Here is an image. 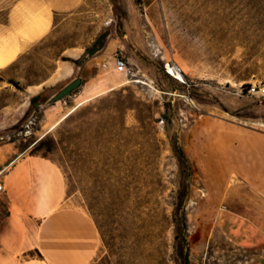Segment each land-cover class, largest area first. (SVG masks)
I'll use <instances>...</instances> for the list:
<instances>
[{"label": "rangeland", "instance_id": "rangeland-1", "mask_svg": "<svg viewBox=\"0 0 264 264\" xmlns=\"http://www.w3.org/2000/svg\"><path fill=\"white\" fill-rule=\"evenodd\" d=\"M103 31L104 49L76 68ZM74 76L80 85L49 102ZM254 83L264 86V0H85L0 68V144L75 136L60 170L69 202L98 226L100 262L183 264L188 251V264H258L256 248L212 226L223 207L259 203L239 148L242 132L264 134V96L242 90Z\"/></svg>", "mask_w": 264, "mask_h": 264}, {"label": "crops", "instance_id": "crops-1", "mask_svg": "<svg viewBox=\"0 0 264 264\" xmlns=\"http://www.w3.org/2000/svg\"><path fill=\"white\" fill-rule=\"evenodd\" d=\"M85 0H0V68L46 36L58 13ZM240 160L257 205L240 211L223 207L212 226L237 246L256 248L264 264V134L244 131ZM31 143L0 144V264H105L97 260L101 236L82 207L69 202L65 179L55 162L28 152Z\"/></svg>", "mask_w": 264, "mask_h": 264}, {"label": "trees", "instance_id": "trees-1", "mask_svg": "<svg viewBox=\"0 0 264 264\" xmlns=\"http://www.w3.org/2000/svg\"><path fill=\"white\" fill-rule=\"evenodd\" d=\"M107 36H108V31H103L99 33L94 38L92 43L84 48V51L81 53V55L73 60V63L75 64L76 68H81L89 58H91L92 56H94L95 54L99 53L101 50L104 49L107 42ZM167 76L169 77V75ZM8 82H11L17 86L16 81H13L12 79H8ZM243 91H245V89H243ZM45 101L46 98L44 97L43 90L36 93L35 95H32L29 98V105L24 115L17 122L12 124L10 128L13 129L16 128L17 125L21 123V121L25 118V116H27L30 113L32 109L44 103ZM125 109H127V107H125ZM74 137H75L74 135L68 134L65 137L66 139H60V138L56 139L51 134H44L43 136H41L31 144L29 153L48 158L53 162H55L59 168H64V169L70 168L71 165L69 163V160H70L71 151L68 150L67 147L70 144V139ZM64 142H68V145L65 146L62 145ZM175 150L178 152L182 160H184V162L189 165L188 159L183 149L181 148V146L177 145V143L175 146ZM52 155H57V156L53 158ZM64 173H66V170H64ZM180 219L182 221V224L184 225L185 224L184 215H182ZM182 242L184 243V245H186L187 243V240L184 236L182 237ZM183 264H188V251L184 255Z\"/></svg>", "mask_w": 264, "mask_h": 264}, {"label": "built area", "instance_id": "built-area-1", "mask_svg": "<svg viewBox=\"0 0 264 264\" xmlns=\"http://www.w3.org/2000/svg\"><path fill=\"white\" fill-rule=\"evenodd\" d=\"M113 65L116 72L122 73L127 71V63L124 58V56L119 51L118 53H115L113 57ZM255 86V93H249V94H256L258 96H264V86L257 85L254 83ZM2 190L1 182H0V191Z\"/></svg>", "mask_w": 264, "mask_h": 264}, {"label": "water", "instance_id": "water-1", "mask_svg": "<svg viewBox=\"0 0 264 264\" xmlns=\"http://www.w3.org/2000/svg\"><path fill=\"white\" fill-rule=\"evenodd\" d=\"M81 83L80 76H74L66 84H64L60 89H58L51 97H49V102H54L67 95H69L74 89H76Z\"/></svg>", "mask_w": 264, "mask_h": 264}, {"label": "bare ground", "instance_id": "bare-ground-1", "mask_svg": "<svg viewBox=\"0 0 264 264\" xmlns=\"http://www.w3.org/2000/svg\"><path fill=\"white\" fill-rule=\"evenodd\" d=\"M168 71L173 74L176 78H179L180 80H184L182 74L175 68L174 66H171L169 63L166 65ZM243 90V89H242ZM245 90L248 93H255V86L254 84L246 85ZM86 97V96H85ZM84 97V98H85ZM88 97V95H87ZM88 99V98H87ZM83 101V100H82ZM78 104V103H77ZM61 119V118H60Z\"/></svg>", "mask_w": 264, "mask_h": 264}]
</instances>
